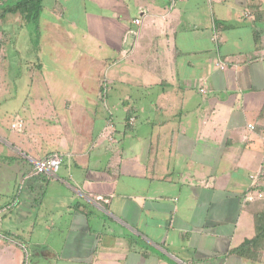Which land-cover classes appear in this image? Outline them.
<instances>
[{
    "label": "crops",
    "instance_id": "obj_1",
    "mask_svg": "<svg viewBox=\"0 0 264 264\" xmlns=\"http://www.w3.org/2000/svg\"><path fill=\"white\" fill-rule=\"evenodd\" d=\"M18 30L30 126L0 163L28 182L0 264H264V0H42L0 17V63ZM52 153L54 176L13 168Z\"/></svg>",
    "mask_w": 264,
    "mask_h": 264
},
{
    "label": "rangeland",
    "instance_id": "obj_2",
    "mask_svg": "<svg viewBox=\"0 0 264 264\" xmlns=\"http://www.w3.org/2000/svg\"><path fill=\"white\" fill-rule=\"evenodd\" d=\"M16 1V0H14ZM14 38L15 39L12 40L14 41L17 45L14 46V42L13 44H7V51H8V55L7 58L4 59V61H2L0 63V85L4 86L2 88V92L4 91V89L6 90L7 94L5 95V93L3 92L2 95L3 97L0 98V122L2 123V131H0V135L4 136L7 140H12L15 144L17 143L16 139L17 137L22 134L23 132H25L26 130H29L28 127L30 125L27 124L26 121L23 122V128L21 129V132L19 129L18 132H16L14 129L10 128V123L13 119H15V117L17 118L19 116L18 119L22 118L23 116L21 115V111L25 110L26 108V104H22L23 98L25 96V94L27 93V90H30V88H26L25 82L26 81H30V78L32 76V73L28 71V65H29V61L35 62V59H33L32 55H29L25 50H26V46L28 45V47H30V49H34L28 42L24 41V37H26L27 33L25 34L24 32V37L22 35V31H15L14 32ZM30 39L33 41L34 39L32 38V36H30ZM20 41H24L20 42ZM33 46L34 43L32 42ZM33 60V61H32ZM105 90L103 91L102 94V98L105 97V101H107V103L109 105H112V103H115L114 106H116L118 109V112L120 113V94L118 95L115 94L114 92H112V95L107 94L108 91V86L105 87ZM5 98H7L6 101V107L4 105V101ZM108 98V99H107ZM10 107L12 109V111L10 110ZM110 112L112 113V109H110ZM19 111V113L17 112ZM17 113V114H16ZM114 118V117H113ZM115 125L117 127L120 126V117H115ZM15 121V120H14ZM13 121V122H14ZM12 122V123H13ZM0 123V125H1ZM44 128V126H42ZM48 129V128H47ZM23 131V132H22ZM34 135L37 133H33ZM52 133L49 134V137H43L40 134V137L38 138L40 141V145L47 144L48 141L52 140ZM44 135H46V131L44 133ZM34 139H36V137H31V140L33 141ZM34 144V143H33ZM17 145V144H16ZM37 147V145L35 146ZM59 155H61V165H65L66 163V159H63V156L61 153H57ZM36 160V159H35ZM15 162L13 163V168H17V167H25L23 170H26V165H27V169L29 170V172L31 171L32 168V162L31 159L26 163V161L24 162L23 159V164H25L24 166L20 164V166H17L18 163H16L17 160H14ZM31 162V163H30ZM0 205H6V211L8 212L7 214H9V216H11V220L14 221V216H15V212L18 211V207L19 205H17L18 203H20L21 197L23 195V189H24V185L28 182L26 181V183L22 182V180H18L15 183V180L11 182H9V179L5 180V178H7L10 175V168L8 167H4V165L2 163H0ZM32 165V166H31ZM3 166V167H2ZM22 170V171H23ZM15 173V171H14ZM13 173V176H14ZM41 176H43V174H39ZM36 175V176H39ZM54 176V174H53ZM35 177V176H34ZM48 178V177H47ZM8 183V185L12 188L13 190L8 193L9 187L5 186V184ZM56 184L55 181H51L50 185ZM63 194H65V197H70V192L65 188L63 190ZM67 200V198H65ZM8 200V201H7ZM72 200V199H71ZM7 202V203H6ZM6 203V204H5ZM2 205V206H3ZM31 213L35 214V208L33 209V211H31ZM33 216V215H32ZM10 221V222H4V225L2 229L6 230H10L11 226L14 225H18L17 221ZM12 237V236H11ZM15 237V236H14ZM13 238V237H12ZM14 239V238H13ZM17 239V238H15ZM14 239V240H15ZM35 240V238H32V241ZM25 258L29 259V255H25ZM27 261L25 262V264H27Z\"/></svg>",
    "mask_w": 264,
    "mask_h": 264
},
{
    "label": "trees",
    "instance_id": "obj_3",
    "mask_svg": "<svg viewBox=\"0 0 264 264\" xmlns=\"http://www.w3.org/2000/svg\"><path fill=\"white\" fill-rule=\"evenodd\" d=\"M42 0H16L13 4H9V1L7 5H3L1 11H0V17H3L6 13H18L22 18L25 20L29 21L33 17V13L35 10L38 8ZM262 113L264 114V108ZM263 173H264V162H263ZM261 181V186H259V190L263 191L264 190V174L260 178ZM261 216H264V213H261L260 216L258 217L256 215L255 217V226H256V235H260L261 233L264 232V225L260 221L262 218ZM254 237V238H255ZM250 240H247L246 242L242 243L241 246H246Z\"/></svg>",
    "mask_w": 264,
    "mask_h": 264
},
{
    "label": "built area",
    "instance_id": "obj_4",
    "mask_svg": "<svg viewBox=\"0 0 264 264\" xmlns=\"http://www.w3.org/2000/svg\"><path fill=\"white\" fill-rule=\"evenodd\" d=\"M133 24L139 25L140 20L139 19L133 20ZM130 32L133 34L135 33V31L133 30ZM250 127L252 126L250 125ZM61 159H62L61 155L57 153H52L45 158L33 160V166L28 176H35L39 174H43L46 177L53 176V174L57 172L61 164ZM257 197L264 200V193L259 192L257 194Z\"/></svg>",
    "mask_w": 264,
    "mask_h": 264
}]
</instances>
